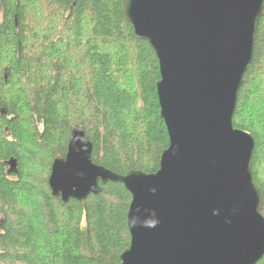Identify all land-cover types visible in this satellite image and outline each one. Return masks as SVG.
Listing matches in <instances>:
<instances>
[{
	"label": "trees",
	"instance_id": "trees-1",
	"mask_svg": "<svg viewBox=\"0 0 264 264\" xmlns=\"http://www.w3.org/2000/svg\"><path fill=\"white\" fill-rule=\"evenodd\" d=\"M123 6L0 0V264H122L131 245L125 186L100 182L99 195L64 203L49 181L76 129L93 143V162L122 176L157 173L170 146L159 61ZM233 125L255 139L264 194V14ZM11 159L17 174H8Z\"/></svg>",
	"mask_w": 264,
	"mask_h": 264
},
{
	"label": "water",
	"instance_id": "water-1",
	"mask_svg": "<svg viewBox=\"0 0 264 264\" xmlns=\"http://www.w3.org/2000/svg\"><path fill=\"white\" fill-rule=\"evenodd\" d=\"M123 14L159 61L170 146L157 173L122 176L93 162V143L76 129L53 164V197L83 202L102 192L100 182L123 184L132 202L122 264H258L264 194L252 171L255 139L233 117L264 0H124ZM7 166L18 173L16 159Z\"/></svg>",
	"mask_w": 264,
	"mask_h": 264
}]
</instances>
